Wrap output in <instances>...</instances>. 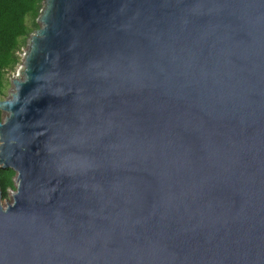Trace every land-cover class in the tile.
I'll return each instance as SVG.
<instances>
[{
    "label": "water",
    "instance_id": "1",
    "mask_svg": "<svg viewBox=\"0 0 264 264\" xmlns=\"http://www.w3.org/2000/svg\"><path fill=\"white\" fill-rule=\"evenodd\" d=\"M0 100V264H264V0H43Z\"/></svg>",
    "mask_w": 264,
    "mask_h": 264
},
{
    "label": "trees",
    "instance_id": "2",
    "mask_svg": "<svg viewBox=\"0 0 264 264\" xmlns=\"http://www.w3.org/2000/svg\"><path fill=\"white\" fill-rule=\"evenodd\" d=\"M43 0H0V97L5 95L8 85L6 74L19 65V52L25 47L30 34L39 25L36 19ZM2 113L0 111V122ZM15 172L0 169L1 199L6 198V191L13 189Z\"/></svg>",
    "mask_w": 264,
    "mask_h": 264
},
{
    "label": "rangeland",
    "instance_id": "3",
    "mask_svg": "<svg viewBox=\"0 0 264 264\" xmlns=\"http://www.w3.org/2000/svg\"><path fill=\"white\" fill-rule=\"evenodd\" d=\"M42 6H43V1L41 2V8H42ZM36 23L39 25V23L37 22V19H36ZM33 32L30 34V36L33 34ZM27 50H28V40H27V43H26L25 47L22 48L20 50L19 54H18L19 57H20L19 65L16 66L15 69L12 72H9V73L6 74V77L8 79V85H7V88L5 90V92H6L5 95L3 97H0V100H5V99H7L9 97V94L13 90V83H12V81L14 79H20L21 78V70H22L23 58H24V55L27 52ZM1 113H2V119H3L6 116V113L3 112V111H1ZM13 186H14L13 189H8L6 191V198L4 200L1 199V204L3 206H6L7 203H11L12 200H13V194L16 191V173H15V176L13 178Z\"/></svg>",
    "mask_w": 264,
    "mask_h": 264
}]
</instances>
